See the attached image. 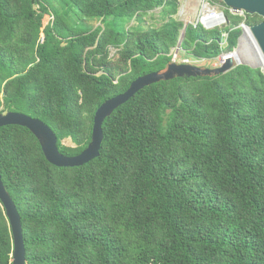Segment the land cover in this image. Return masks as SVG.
<instances>
[{
    "label": "trees",
    "instance_id": "16d2710c",
    "mask_svg": "<svg viewBox=\"0 0 264 264\" xmlns=\"http://www.w3.org/2000/svg\"><path fill=\"white\" fill-rule=\"evenodd\" d=\"M62 2L42 31L49 1L0 0V113L42 121L60 152L77 156L105 102L172 63L184 24L172 19L177 0ZM158 9L161 28L125 29ZM225 15L223 30L189 25L181 48L214 60L223 34L230 53L241 24L263 22ZM87 19L103 24L77 27ZM103 134L99 158L58 168L28 129H0V176L21 217L27 264H264L260 69L154 84L117 109ZM13 252L0 201V264H12Z\"/></svg>",
    "mask_w": 264,
    "mask_h": 264
},
{
    "label": "water",
    "instance_id": "95a60500",
    "mask_svg": "<svg viewBox=\"0 0 264 264\" xmlns=\"http://www.w3.org/2000/svg\"><path fill=\"white\" fill-rule=\"evenodd\" d=\"M228 9L235 13H244L248 16H258L263 22L249 27L264 57V0H221ZM246 27V25H242ZM186 31V30H185ZM229 55L225 63L216 69L200 68L189 64H176L172 62L164 71L151 73L134 81L123 94L105 102L96 112L92 140L89 146L77 156H66L58 148V139L50 127L38 119L22 113H0V129L9 126H19L28 129L39 141L43 153L49 163L58 168L82 167L100 157L104 141L103 125L114 112L126 104L137 93L160 82L172 81L176 78L210 77L226 74L234 69V60ZM0 201L4 205L12 229L14 252L12 264H27L26 248L23 228L17 207L7 192L0 176Z\"/></svg>",
    "mask_w": 264,
    "mask_h": 264
},
{
    "label": "rangeland",
    "instance_id": "374dc122",
    "mask_svg": "<svg viewBox=\"0 0 264 264\" xmlns=\"http://www.w3.org/2000/svg\"><path fill=\"white\" fill-rule=\"evenodd\" d=\"M43 2V0H41ZM49 3L47 6L49 7L51 12L47 14L42 21V31L48 26L53 24L54 22V14L53 7L59 8L60 3H63V0H47ZM178 3V13L172 19L182 22L184 24V29L181 31L180 40L176 48H174L171 52L172 62L176 64H189L193 66H197L200 68H208V69H216L219 68L220 61L222 57L226 55L235 54L237 57V61L234 60V66H247L253 69H260L264 73V67L260 64L259 55L255 49V46L251 40V38L247 37L244 27L242 24L239 28L242 30V34L238 39L237 47L233 52L227 53L226 47V38L227 34H223L224 40L221 42L222 54L218 58L214 60H201L197 59L181 48L182 41L185 36V30L189 25L197 26L199 25V20L201 16L208 10V8L215 10L219 13L224 14L223 24L217 29L223 30L225 27H229V22L225 15L226 10L228 9L226 5L221 0H177ZM61 10V8H60ZM231 14L239 15L243 18H246V14L244 13H235L231 11ZM162 10H154L148 13L147 15H139L136 18L132 19L130 22L125 24L126 30H131L133 28H138L140 26L145 29L148 28H161L167 21L162 19ZM79 12L75 9L71 13V19L78 18ZM103 22L95 19H87L85 21L79 22L77 25L78 28L82 29H91L94 30L100 26H102ZM248 26V25H247ZM249 27V26H248ZM41 42L44 40V34H41ZM110 59L113 61L118 59V50L115 48L109 49ZM65 145L73 147V143L71 141H65Z\"/></svg>",
    "mask_w": 264,
    "mask_h": 264
},
{
    "label": "built area",
    "instance_id": "2783aa9c",
    "mask_svg": "<svg viewBox=\"0 0 264 264\" xmlns=\"http://www.w3.org/2000/svg\"><path fill=\"white\" fill-rule=\"evenodd\" d=\"M223 20V13H219L215 10L208 8V10L201 16L199 20V25H201L206 30H214L223 24ZM228 56L229 55L222 57L219 67H221L225 63V60Z\"/></svg>",
    "mask_w": 264,
    "mask_h": 264
},
{
    "label": "bare ground",
    "instance_id": "6f19581e",
    "mask_svg": "<svg viewBox=\"0 0 264 264\" xmlns=\"http://www.w3.org/2000/svg\"><path fill=\"white\" fill-rule=\"evenodd\" d=\"M244 30H245V33H246L247 37L251 38V40H252V42H253V44L255 46V49H256V51H257V53L259 55L260 64L264 67V57H263V55H262V53H261V51H260V49H259L256 41L254 40V38H253V36H252V34L250 32L249 27H247V26L244 27ZM232 58H233V60H236L237 61V57H236L235 54L232 55Z\"/></svg>",
    "mask_w": 264,
    "mask_h": 264
}]
</instances>
